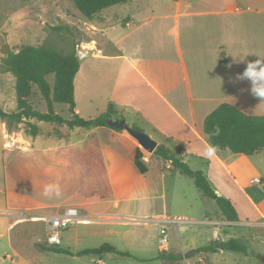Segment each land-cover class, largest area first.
Listing matches in <instances>:
<instances>
[{
  "label": "crops",
  "instance_id": "1",
  "mask_svg": "<svg viewBox=\"0 0 264 264\" xmlns=\"http://www.w3.org/2000/svg\"><path fill=\"white\" fill-rule=\"evenodd\" d=\"M120 22L121 30L111 37L102 35V52L95 50L81 60L75 78L76 111L65 118L70 120L75 113L92 118L113 106L117 111L114 119L124 118L131 126H139L158 145L171 149L192 169L204 172L217 194L229 198L237 209L236 220L224 221L245 234H251L253 228L264 231V150L246 155L214 147L205 132L207 116L225 102L247 114L264 115V101L252 93L251 82L239 79L248 62L264 58V0H166L159 2L157 9L151 4L139 7ZM3 125L7 132L5 122ZM111 131L112 140L106 143L99 127H64L58 135L59 147L67 150L90 144L102 153L113 195L118 190L120 196L130 199L134 192L145 197L162 190L168 178L166 168L172 170L171 161L147 151L130 134ZM120 134L131 136L141 146L148 167L145 173H131L123 165L122 152L115 146ZM209 148L213 149L211 155ZM61 152L58 156L68 163L71 155ZM171 173L172 179L184 176L176 170ZM190 192L195 198L191 208L197 206L204 218L187 221L202 224L211 233L215 228L209 220L221 219V210L217 205L214 213L210 212L212 200L201 191ZM184 196L187 199V191ZM96 197L66 195L62 204L82 208L81 214L89 222L93 215L86 206ZM120 203L118 199L116 204ZM33 214L50 215L39 210ZM97 214L110 219L122 215ZM160 218L154 217L157 222Z\"/></svg>",
  "mask_w": 264,
  "mask_h": 264
},
{
  "label": "rangeland",
  "instance_id": "2",
  "mask_svg": "<svg viewBox=\"0 0 264 264\" xmlns=\"http://www.w3.org/2000/svg\"><path fill=\"white\" fill-rule=\"evenodd\" d=\"M165 1L135 0L130 5L117 4L89 19L77 8L74 0H0V64L8 48L17 50L26 45L46 44L70 51L76 50L77 45L81 44L95 52L93 46L103 47L99 42L104 37L102 35L111 37L121 30V20L139 7L151 4L157 9L159 2ZM92 23L99 27L95 28ZM49 81L53 87L55 76L50 75ZM15 85L16 79L11 73H0V101L11 112L17 109ZM34 98L35 107L48 111L46 101L38 102L36 94ZM54 110L68 118L76 111L63 103H55ZM3 123L0 118V264H264L261 260V256H264L262 229L255 231L253 228L251 234H245V231L241 232L236 226L224 221L222 215L221 219L214 222L208 219L212 228H215L211 233L202 224L186 221L188 218H204V213L197 206L191 208L195 198L191 196L190 190L196 193L200 191L190 177L176 176L172 179L173 169H166L168 178L162 185L163 189L160 188L156 193L141 197L134 192L127 199L129 196H120L118 190H115L112 198L96 197L90 200L86 207L93 215L91 221L70 224L61 231L62 242L57 245L78 252L111 243L121 251L130 252L133 257L111 254L101 258L96 254L78 256L44 250L43 247L51 246L47 243L46 222H35L38 219L33 213L39 210L40 213L51 215L70 205L62 204L71 182L62 161L65 159L46 154L36 155L25 162L27 176H22L14 169L12 151L21 155L50 149L59 154L64 151L59 147V127L42 125V134L35 138L31 147V136L24 134L26 124L5 123L6 132ZM103 147L109 150L108 145L104 144ZM184 191L188 193L187 199ZM118 199H121L120 206L116 204ZM209 200H212L209 211L214 213V209L218 208L217 203L212 198ZM45 204L50 205L45 207ZM103 211L122 215L112 219L99 217L97 213ZM156 215L181 217L185 220L169 226L168 249L161 248V227L154 219ZM231 238L247 245L248 252L228 249L200 251L212 242L228 241ZM192 249L197 251L187 256V252ZM162 250L181 254L182 257L176 261L158 258Z\"/></svg>",
  "mask_w": 264,
  "mask_h": 264
},
{
  "label": "trees",
  "instance_id": "3",
  "mask_svg": "<svg viewBox=\"0 0 264 264\" xmlns=\"http://www.w3.org/2000/svg\"><path fill=\"white\" fill-rule=\"evenodd\" d=\"M29 1V0H25ZM77 8L89 19L101 12L103 9L117 5L128 4L132 0H74ZM81 67V60L77 57L76 50L65 51L53 45H26L20 49L8 48L5 51L0 73H11L16 79L17 109L8 111L0 101V118L8 125L26 124L24 134L30 135L31 140L42 134V125H54L62 128L74 129L82 127L91 129L99 127L106 143H110L113 134L111 130L123 133L126 130L116 128L109 122L117 114L113 106L96 117L85 118L75 113L72 119H66L54 110V103L69 104L71 109L76 107L75 103V78ZM54 75V86H51L49 76ZM39 95H37V90ZM38 102L46 101L48 111H41L35 107V98ZM37 102V103H38ZM20 127V126H19ZM135 129L143 131L137 125ZM219 128V134L216 130ZM205 132L210 143L214 147L228 148L234 153L252 155L264 150V115L247 114L235 105L225 102L212 111L205 120ZM116 148L122 152V163L131 173H145L148 170L143 161L141 146L128 135H118L115 143ZM6 151L4 152V154ZM62 153H69L71 159L64 164L67 176L70 179V188L65 192L68 197L80 193L87 197L98 195L101 198L113 196V185L109 176L105 158L95 147L85 144L81 148L70 147ZM165 161H171V168L180 174L190 177L195 185L207 197L216 201L223 216L228 220H236L238 212L229 198L220 196L211 185L203 171L192 169L187 162L177 156L168 147L159 144L153 152ZM14 169L22 176H27L26 161L36 155L46 154L54 158L58 156L54 150L25 152L21 155L15 154ZM169 169V168H166ZM212 242L204 246L200 251H217ZM44 250L67 253L71 255L96 254L99 257L104 255H120L133 257L130 252L121 251L111 243H104L99 247L88 248L78 252L58 246L43 247ZM224 249L241 253L248 252V246L236 238L224 241ZM197 251V250H196ZM182 257L181 254H172L166 250L159 253L158 258H168L176 261Z\"/></svg>",
  "mask_w": 264,
  "mask_h": 264
},
{
  "label": "built area",
  "instance_id": "4",
  "mask_svg": "<svg viewBox=\"0 0 264 264\" xmlns=\"http://www.w3.org/2000/svg\"><path fill=\"white\" fill-rule=\"evenodd\" d=\"M95 50L98 52H102V49L93 46ZM93 49V50H94ZM91 50L86 46L81 44L77 45L76 54L80 60L86 59L89 55H91ZM40 221L46 222V230H47V243L51 246H57L61 244L62 237L61 231L69 227L70 224L82 223L88 218H84L81 214L79 207L71 205L65 207L61 212L51 215H42L36 217ZM182 221H185L183 218H171V217H163L158 220L160 223V244L163 249H168L169 244V234L168 228L172 224H179ZM187 221V220H186Z\"/></svg>",
  "mask_w": 264,
  "mask_h": 264
},
{
  "label": "water",
  "instance_id": "5",
  "mask_svg": "<svg viewBox=\"0 0 264 264\" xmlns=\"http://www.w3.org/2000/svg\"><path fill=\"white\" fill-rule=\"evenodd\" d=\"M108 122L116 128H121V129L126 130L147 151L152 153L158 147L157 140H155L147 132L135 129L133 126L128 124L126 119H124V118H119V119L109 118ZM215 248L223 250L224 249V241H220L219 243L215 244ZM195 252H196V250L192 249L189 252H187V256L194 255ZM261 260L264 263V256H261Z\"/></svg>",
  "mask_w": 264,
  "mask_h": 264
},
{
  "label": "clouds",
  "instance_id": "6",
  "mask_svg": "<svg viewBox=\"0 0 264 264\" xmlns=\"http://www.w3.org/2000/svg\"><path fill=\"white\" fill-rule=\"evenodd\" d=\"M239 79L250 81L252 93L264 101V58L259 57L255 61L248 62L247 67L240 74ZM216 132L219 134V128H217ZM208 151L211 155L213 149L209 148Z\"/></svg>",
  "mask_w": 264,
  "mask_h": 264
},
{
  "label": "bare ground",
  "instance_id": "7",
  "mask_svg": "<svg viewBox=\"0 0 264 264\" xmlns=\"http://www.w3.org/2000/svg\"><path fill=\"white\" fill-rule=\"evenodd\" d=\"M12 141H13V140H12ZM12 144H13V143H12ZM12 144H11V145H12Z\"/></svg>",
  "mask_w": 264,
  "mask_h": 264
}]
</instances>
